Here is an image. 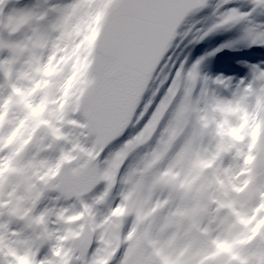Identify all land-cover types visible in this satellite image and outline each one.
I'll return each instance as SVG.
<instances>
[{
	"label": "bare ground",
	"instance_id": "1",
	"mask_svg": "<svg viewBox=\"0 0 264 264\" xmlns=\"http://www.w3.org/2000/svg\"><path fill=\"white\" fill-rule=\"evenodd\" d=\"M237 1L239 0H232V5L225 8L236 7L247 11L254 3V0H246L240 7L237 6ZM216 2L219 5L225 4L224 0H209L207 8L202 13L195 14L186 21L177 39L170 46L168 58L163 60L162 64L159 63L161 65L147 91L144 90L135 99L136 114L133 119L127 121L130 127L127 128L125 137L131 138L138 145L134 150H128L127 155V158L132 157L134 161L131 164L134 172L130 170L126 180L125 171L119 169L122 175L114 178L113 188L107 198L115 203L114 198L127 193L133 185H137L136 196L143 203L145 211L156 202L153 196H149L150 190L152 193L158 192L168 200L160 215L162 225L159 238L166 241L167 248L161 252L164 257L169 256L172 260L179 258L181 263L186 264H200L203 257L220 251L217 245L219 241L228 246L226 250H221L220 264H264V226L262 222H258V218H264L261 214L264 207H260L264 204V169H258L255 163L247 162L248 155H255L250 152L249 144L256 137L259 138L257 153L264 158V127H257V114L259 119L264 121V106L259 104L260 98L264 97V91H261L264 89V77L261 76L264 64L260 61L253 64L248 62L242 46L241 51L236 54L229 49V41L225 37H217L219 29L229 28L236 32L238 45L252 44L255 31L264 27V5L259 6L250 19L214 28L226 14L225 8L218 9ZM78 3L79 6L73 10V17L77 23V30L74 33L77 36L79 32L87 30L92 18V5L76 0L75 5ZM84 15L86 20L82 17ZM203 20L208 22L212 20L213 26L209 27L208 23L204 25ZM69 23H71L69 8L63 0H30L29 3L27 0H0V65H2L0 100L12 97L11 103L7 106L9 112L6 116L0 117V140L10 122L13 108L19 109L18 115L30 121L27 123H34L35 127L36 120L28 117L29 110L21 103V98L35 87L37 81L48 79V87L39 89L31 99L38 102L42 96L48 97L47 110L42 119L50 121L53 126L58 123L56 119L58 105L53 102V94L58 92L55 97L61 96L65 90L66 78H72L71 87L67 89L69 98L78 99L77 93L84 85L78 75L81 70L79 55L73 54L77 40L72 41L73 45L69 49L68 36L72 33ZM56 31H59L58 36L55 34ZM62 41L63 45L68 46V50L66 46L60 44ZM197 44L202 48L200 54L194 51ZM257 46L264 52V47ZM189 47H192V51ZM195 55L198 57L195 58ZM50 57H55L52 60L53 65L63 58V67L58 74L56 72L54 76L46 78L39 70L49 62ZM42 59H47V62H41ZM224 66L249 68L253 78L234 76ZM53 77L63 80L62 84L51 86ZM7 85H11L12 89H19L20 94L8 92ZM227 92L236 93L239 98L237 121L234 127L228 126V129L243 125L241 133L243 138L240 140L228 135L227 131L220 138L211 136L219 125L223 126V109L237 108L235 102L224 96ZM217 93L220 94L219 99L214 97ZM255 98L257 105L251 103ZM221 100H224L225 104ZM69 110L66 109V112ZM212 114L216 121L215 126L206 121ZM124 115L132 118L133 112L125 111ZM145 115L148 118L142 125L140 121ZM226 117L235 122L229 114ZM60 126L63 127L68 139L55 140L51 137L49 127L42 125L36 134L32 133L28 138L25 134L13 135L11 146L14 147L8 146L12 148L15 161L8 171V179L0 176V202L6 204L0 207V238L5 252L12 248L23 253L32 247L39 250L41 258L46 257V252L57 241L55 238L45 239L44 226H38L33 222L41 213H47L46 227L54 236L63 235L69 227L78 228L77 225H68L60 221L57 214L61 211H65L66 215L79 212L80 201L75 197H65L56 187L58 179H50L46 183L38 179L46 171L47 166L54 165L64 152L72 149L73 142L77 140L78 133L66 120ZM145 127L147 131L137 141L136 136ZM253 132L255 136L251 135ZM29 137L31 142L26 143ZM79 139L89 147L93 144L92 137L85 139L81 136ZM169 141V150L165 155L151 168L146 167L153 159V153L163 150L162 142ZM221 143L227 147V151L221 152L212 160ZM120 147V142L113 144L106 152V156L111 157ZM9 153L11 154V151ZM6 157L7 155L0 151V158ZM198 159L212 160V163L208 167L197 169L193 167V162ZM29 162L33 167L31 172L27 169ZM79 163L83 161L65 164L61 174L67 173L71 167ZM168 169L178 174V180L172 181L170 177L161 179V173ZM12 171L34 174L29 192L22 191L26 188L21 177L16 175L15 181L11 178ZM157 180L160 181L158 184L155 183ZM182 181H187L190 187L181 188L179 185ZM117 182L119 191L115 194L114 187ZM41 183L46 186L44 190L53 197L46 199V193L40 189ZM242 185H245L244 189L237 191L236 189ZM106 187V184L104 187L98 184L94 188L92 202L104 193ZM177 197L189 202V215L183 218L182 222L176 217L177 223L169 226L167 221L170 213L179 210ZM50 198L58 204L57 207L53 204L48 206L47 201ZM83 200L92 204L87 199ZM159 200L163 201L162 198ZM195 205L199 206L193 211ZM13 209H19L16 215L10 214ZM93 212L99 224V214L102 221L105 212L98 210L96 204ZM126 219L133 220L134 217ZM153 219L150 217L148 223ZM179 230L186 239L194 243L193 247L186 250L185 255L178 252L182 247L178 236ZM120 231L127 233L125 228ZM102 235L112 236L109 226L97 229L96 237ZM71 245L72 241H69L64 246L70 248ZM254 245H258V248ZM79 255L80 252L77 253V256ZM153 256L154 264H160V257L155 253ZM11 260V257L0 254V264H11ZM73 264L79 262L74 260ZM208 264L213 262L209 260Z\"/></svg>",
	"mask_w": 264,
	"mask_h": 264
},
{
	"label": "snow or ice",
	"instance_id": "2",
	"mask_svg": "<svg viewBox=\"0 0 264 264\" xmlns=\"http://www.w3.org/2000/svg\"><path fill=\"white\" fill-rule=\"evenodd\" d=\"M79 2L92 5V18L87 30L79 32L74 47L73 54L79 55L81 65L78 75L84 85L77 93L78 99L69 98L67 89L71 87L72 80L69 78L65 82V90L61 96L53 101L58 105L56 117L58 123L53 126L50 121L42 119L47 110L48 97L42 96L38 102H33L31 99L39 89L48 87V79L37 81L35 87L21 98V103L29 110L28 117L36 120L33 135L42 125H47L55 140L68 139L63 127L60 126L65 120L78 133L72 149L64 152L54 165L47 166L43 175L38 177L45 183L50 179H58L56 187L61 193L65 197H75L80 201L79 212L66 215L65 211H61L57 214L60 221L68 225H77L78 228L69 227L63 235L54 236V233L49 232L46 227L47 213H41L34 218L33 222L38 226H44L45 239L55 238L57 241L50 248L49 254L41 258L39 250H34L32 247L23 253L12 248H8L5 252L2 238H0V254L11 257V264H73V260L78 261L79 264H113L114 260L116 264H151V254L141 247L138 225L148 223L150 217L154 218L157 212L167 205V199L154 202L152 207L145 211L143 203L136 196L138 186L133 185L127 193L122 194L120 202L99 224L93 207L102 202L112 190L113 180L118 176L119 169L123 167L122 161H126L128 150H134L138 146L131 138H125L130 124L123 118L122 110L125 104H134L142 72L150 68L154 58L162 50L166 49L161 63L168 58L169 42L174 39L176 28L189 14L205 10L208 0H79ZM229 2L230 0H226L225 4ZM261 5H264V0H254L247 11L236 7L225 8V18L214 28L250 19ZM78 6L79 3L73 5V8ZM252 44L264 47V27L255 31ZM53 59L55 57L50 58L49 62L39 70L46 78L54 76L59 70L60 61L53 65ZM173 71L175 72V67ZM261 76L264 77V72ZM13 94L19 95L20 90L13 88ZM11 101V96L0 101V117L6 116V109ZM259 104L264 106V97L260 98ZM66 109L70 110L66 112ZM228 110L236 111L237 109L229 108ZM138 112L139 108H137V114ZM147 118V115L142 117L140 123L143 125ZM257 121L258 128L264 127V121L259 119L258 114ZM23 123L21 121V125ZM242 129L243 125L235 129L230 128L227 134L240 140L243 138ZM146 131L147 128H143L136 136V140L139 141ZM14 134L15 130L7 141L0 140V151L4 150L5 145H11ZM217 134L220 136L225 134L222 125L218 126ZM251 135L255 136V132ZM81 136L85 139L92 137V146L81 143L79 139ZM30 142L31 137L26 143ZM117 142L121 144L120 149H117L111 157L106 156L108 149ZM162 143L163 150L154 152L153 159L146 167L151 168L169 150L170 141ZM258 143L259 138L256 137L249 144L250 152L255 155H248L247 162L255 163L258 169H264V158L257 153ZM224 151H227V147L221 143L212 160ZM12 159V156L7 159L0 158V175L10 170ZM212 160L198 159L193 162V167L197 169L208 167ZM76 161H83V163L61 174L65 164L71 165ZM167 177H170L172 181L179 178L178 174L171 169L161 173V179ZM159 182L157 180L155 183ZM100 183H105L107 186L104 193L97 197L93 204L85 202L82 197ZM179 186L190 187L187 181H182ZM244 187L245 185H242L236 190L242 191ZM3 206H6L5 202H0V207ZM260 207H264V204ZM18 211L19 209H13L10 214L16 215ZM188 215V210H177L170 213L167 223L173 226L177 223L176 217ZM128 217H134L133 226L124 234L120 231L119 222ZM258 222H262L264 226V218H258ZM104 226H109L111 229L110 239H106L103 235L96 237L97 229ZM69 241L78 244L79 256L73 255V248L64 247ZM217 245L220 250L228 248L223 242L218 241ZM214 256L215 254H209L203 257L200 264H208ZM161 264H181V262L179 258L173 261L163 257Z\"/></svg>",
	"mask_w": 264,
	"mask_h": 264
},
{
	"label": "rangeland",
	"instance_id": "3",
	"mask_svg": "<svg viewBox=\"0 0 264 264\" xmlns=\"http://www.w3.org/2000/svg\"><path fill=\"white\" fill-rule=\"evenodd\" d=\"M55 1H57V0H55ZM63 1L67 4V7L69 8V12H70V21H71V23H69V24H70L71 30H72L71 35L69 34V36H68V44H69V49H70V47L73 45L72 41L77 40V35H76V33H74L77 30L76 29L77 23L75 22V19L73 17V10H74L73 5H75V1L76 0H63ZM224 1L226 2V0H224ZM239 1H242V0H239ZM245 1L246 0H243V3ZM53 5H56V3H53ZM216 5H217L218 9H222V7H221L222 5H223V8H225L227 5H232V0H230V3H228V4H222V5H219L218 2H216ZM248 8H249V5L247 6V9ZM194 15L195 14H193L192 16H194ZM85 16L86 15L82 16L84 18V20H86V17ZM192 16H190V17H192ZM190 17H188L187 20ZM186 21L184 22L183 26L185 25ZM206 23L209 24V27H212L213 26V21L212 20H210L209 22L208 21H204V25ZM180 29H179V31H180ZM204 29H207V28L204 27ZM179 31H178V33H179ZM38 34H39V31L37 32V35ZM55 34H57L56 36H58L59 35V31H56ZM217 37L218 38L225 37V39L229 41V44H228L229 49L231 51H233L234 53L238 54L241 51L242 43H240L239 45H238V43H236L237 36H236V32L234 30H231L229 28L228 29H219V33L217 34ZM246 42H248V41L246 40ZM60 44L63 45V41H62V43L60 42ZM63 46H66V44H64ZM189 49L192 51V47H189ZM66 50H68V46H66ZM194 51H195L196 54H200L201 53V50L198 47V45L195 46ZM197 57H198V55H195V58H197ZM50 58H52V57H50ZM58 61H60V63H59V70L57 71V74L59 73V71L62 70V67H63V63H62L63 58H61ZM41 62H45L46 63L47 62V59H42ZM260 62H262V64H264L263 63L264 60H260ZM55 64H56V62H55ZM229 78H230V80L232 79V77H229ZM68 80H69V78H66L65 82L68 81ZM62 81L63 80H61V79H57V77H53L52 80H51V84H52L51 86H53L54 84H59V83L62 84ZM57 93L58 92H55L53 94V101L56 100L57 97H55V95ZM229 93L230 92L225 93L224 96L225 97L227 96V99L228 100L235 102V105L237 106V108H236L237 110L236 111H229L228 110L229 108H224L223 109V114L224 115H223L222 119H224L223 128H224L225 131L228 130V128H229L228 126H230V127L231 126H233V127L235 126L234 123H236V121H237L238 112H239V108H240L239 98L237 97L238 95L236 93L235 94L234 93L229 94ZM214 97L216 99H219L220 94L217 93V94L214 95ZM214 97H213V100H214ZM221 101L224 103V100H221ZM224 104H222V107H224ZM11 110H12V108L10 109V111ZM6 112L8 113L9 111H6ZM18 113H19V109L13 108L12 115H11V118H10V122H9L8 126L6 127L5 132H4L3 136L1 137V140L7 141L8 138H9V136L11 135V132L13 133L14 130H15V134L14 135H17L18 133L25 134V137L26 138H28V136H30L33 133L34 123H27V122H30V121H26V119H24L21 115H18ZM228 114L231 117L234 118L235 122H232V121H230V120L227 119L226 115H228ZM21 121L24 122L22 125H21ZM206 121L208 122V124H211V125H214L215 126L216 121L214 120V114H212ZM211 127H213V126H211ZM133 129H135V128H133ZM38 130L35 132V134L38 132ZM217 130L218 129H215V131L212 133L211 136H213L214 138L223 137V136H220V135L217 134ZM140 132L141 131H139V133ZM51 137H52V135H51ZM12 140H13V135H12ZM5 146L8 147V146H11V145H5ZM11 147L13 148L14 145L11 146ZM12 148H9V147L8 148H4V150L1 151V153L3 155H7L6 159L9 156H12L13 157L12 162H14L15 161V155L12 154V150H11ZM139 149H141V147ZM10 151H11V154L9 153ZM141 151H142V149H141ZM132 163H134L132 157L127 158L126 161L123 163L122 171H125V175H126V178L125 179L126 180H127V174H128V172L130 170H132L134 172V167L131 166ZM27 169H28L29 172H31L33 170L32 164L30 162L27 165ZM12 173H13V175H11V178L14 181L16 179V175L19 176V177H21L23 179V186L26 188V190L24 189L22 191L29 192L28 189L31 186V179H32V177H33L34 174L27 173V172H22V171H12ZM121 175H122V172H120L118 174L119 177H121ZM0 176L2 178L8 179V177H9L8 171L5 172V173H3ZM138 177H141V175H138ZM21 182L22 181H20V183ZM104 185H105V183H100V186L101 187H104ZM44 188H46V186L41 183L40 189L43 190L46 193V195H47L46 199L49 198V197H53L51 194H48L47 193V190H44ZM114 190H115V194H117L118 191H119V183L118 182L116 183V185L114 187ZM94 191H95V189H94ZM92 193L90 195H88V196H83L82 199H87V201H90L93 204V202H92V200H93ZM121 196H118L117 198H114L115 203H112L106 197L102 202L96 204V206H98V210H103L105 212V217H106L109 214L110 210L113 207H115V205L117 203L120 202ZM149 196H153L154 199L156 200V202L160 201L159 198H162L163 201L165 200L164 197L162 195H160L158 192L152 193L151 190L149 191ZM70 198H73V197H70ZM188 203L189 202L182 201V200H180L177 197V205L179 207V210H188V211H190L188 209ZM47 204H48V206L51 205V204H53L55 207L58 206V204L53 199H51V198L48 199ZM198 206L199 205L193 206V208H192L193 211H196V209H197ZM162 210H163V207H162L161 210H159L157 212V214L155 215V217H154V219H153L152 222L138 225L139 232H140V237H141V247L143 249H145L149 254H151V264H154L155 263V258L153 256V253H155L156 255H158L160 257V264H161V259L164 257V255L161 252H164L163 249H166L167 250V248H166V241L159 238V230H160V226L162 225V220H161V217H160ZM261 214L264 216V211L263 210L261 211ZM187 217H179V219L182 222L183 221V218H187ZM100 221H101V218H100V214H99V222ZM119 223L121 224V229L125 228L126 230H128L129 228H131L133 226V220L124 219L123 221H120ZM102 229H103V227H102ZM178 236L180 238V242L182 243V247H180L178 249V252L180 254H182V255H185L186 254V250L187 249H190L191 247H193L194 243H193L192 240L186 239L183 236V234H182V232L180 230H179V235ZM105 238L106 239H110L111 237H105ZM257 240L258 239H256V241ZM64 247L67 248L66 246H64ZM254 247L255 248H258V245H254ZM71 248H73V255L74 256H77V253L80 252L79 250H77L78 249V244L72 242ZM221 252L222 251L220 250V251L214 253L215 254V257H214V259L211 260L213 262V264H220V262H221V255H220ZM48 254H49V251L46 252V256ZM167 256H168V254H167ZM168 258H169V256H168ZM173 261H175V260L173 259ZM113 264H116V261L115 260L113 261ZM181 264H186V263H181Z\"/></svg>",
	"mask_w": 264,
	"mask_h": 264
},
{
	"label": "water",
	"instance_id": "4",
	"mask_svg": "<svg viewBox=\"0 0 264 264\" xmlns=\"http://www.w3.org/2000/svg\"><path fill=\"white\" fill-rule=\"evenodd\" d=\"M189 15H190V14H189ZM187 18H188V16H187V17L181 22V24L176 28V30H175V37H174L173 40H171V41L169 42V43H170V46H171L172 42H173V41L176 39V37H177L178 29L183 25V23L185 22V20H186ZM164 51H166V49H165V50H162V51L159 53V55L156 56V57L154 58V60H153L152 63H151V66H150V68H149L148 70L142 72V74H141V76H140L139 87H138V95L136 96V98H137L140 94H142V93L144 92V90H146V89L148 88V85L151 83V81H152V79H153V77H154V75H155V73H156V71H157V69H158V67H159V63H161L160 60H161V58L164 56ZM134 108H135V102H134V104H132V105L125 104L124 107H123V110H122V114H124L125 111H132V112H133ZM123 118H124V116H123ZM124 119H125L126 121H128V120H129V117L126 116V118H124ZM93 191H94V190H92L91 192L85 194L84 196H88V195H90Z\"/></svg>",
	"mask_w": 264,
	"mask_h": 264
}]
</instances>
